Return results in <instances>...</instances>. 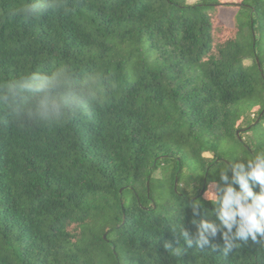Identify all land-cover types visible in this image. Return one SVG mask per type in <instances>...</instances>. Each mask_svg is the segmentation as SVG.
<instances>
[{"label":"trees","instance_id":"trees-1","mask_svg":"<svg viewBox=\"0 0 264 264\" xmlns=\"http://www.w3.org/2000/svg\"><path fill=\"white\" fill-rule=\"evenodd\" d=\"M30 2L0 0V264H264L259 235L230 237L227 255L220 232L195 244L201 220L222 228L205 191L264 147V0L16 12ZM61 67L78 89L105 77L97 101L60 122L11 110L9 82Z\"/></svg>","mask_w":264,"mask_h":264},{"label":"clouds","instance_id":"clouds-1","mask_svg":"<svg viewBox=\"0 0 264 264\" xmlns=\"http://www.w3.org/2000/svg\"><path fill=\"white\" fill-rule=\"evenodd\" d=\"M47 7V0H32L18 6L16 12L21 15H42ZM105 79L94 75L85 82L83 89H78L72 83L70 72L61 67L51 75L33 72L13 80L7 84L5 93L14 113L37 120L60 122L67 119L69 113H76L89 103L96 102L97 89ZM228 171L232 173L231 184H226L222 190L217 189V192L204 193L210 203L219 205L218 219L222 228L201 220L195 240L197 247L203 248L209 244V235L215 237L220 232L226 244L222 250L225 255L233 247H238L230 237L244 241L251 237L252 241H256L259 235L264 240V147H258L251 160L232 158L221 171L222 180L228 181ZM251 183L259 185L258 192H253ZM233 184L238 186V190ZM199 203V200H194V207ZM173 230L178 231L189 247L192 246L193 242L187 239L188 232L182 225ZM174 254L179 255V250Z\"/></svg>","mask_w":264,"mask_h":264},{"label":"rangeland","instance_id":"rangeland-1","mask_svg":"<svg viewBox=\"0 0 264 264\" xmlns=\"http://www.w3.org/2000/svg\"><path fill=\"white\" fill-rule=\"evenodd\" d=\"M197 0H186L187 3H194ZM225 3L239 2L240 0H223ZM234 14V9L227 7L226 4L220 5L218 7L219 19L228 27H232V17ZM245 64H251V60H245ZM208 155V154H207ZM158 174V173H157Z\"/></svg>","mask_w":264,"mask_h":264}]
</instances>
